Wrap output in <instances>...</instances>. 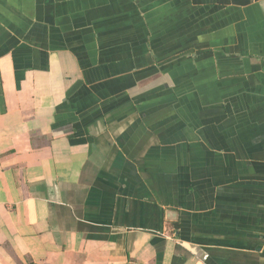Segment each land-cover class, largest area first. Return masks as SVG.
Returning a JSON list of instances; mask_svg holds the SVG:
<instances>
[{"label":"crops","instance_id":"1","mask_svg":"<svg viewBox=\"0 0 264 264\" xmlns=\"http://www.w3.org/2000/svg\"><path fill=\"white\" fill-rule=\"evenodd\" d=\"M264 0H0V264H264Z\"/></svg>","mask_w":264,"mask_h":264},{"label":"built area","instance_id":"2","mask_svg":"<svg viewBox=\"0 0 264 264\" xmlns=\"http://www.w3.org/2000/svg\"><path fill=\"white\" fill-rule=\"evenodd\" d=\"M261 249L264 251V240H263V243H262Z\"/></svg>","mask_w":264,"mask_h":264}]
</instances>
